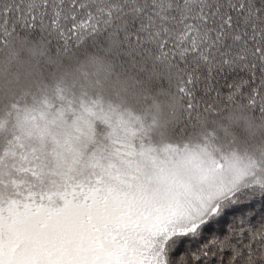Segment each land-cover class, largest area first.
<instances>
[{"label":"snow or ice","instance_id":"6c2138e0","mask_svg":"<svg viewBox=\"0 0 264 264\" xmlns=\"http://www.w3.org/2000/svg\"><path fill=\"white\" fill-rule=\"evenodd\" d=\"M0 264H264V0H0Z\"/></svg>","mask_w":264,"mask_h":264}]
</instances>
